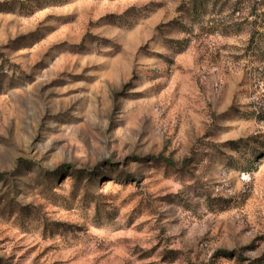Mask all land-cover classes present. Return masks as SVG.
Listing matches in <instances>:
<instances>
[{
    "label": "rangeland",
    "instance_id": "374dc122",
    "mask_svg": "<svg viewBox=\"0 0 264 264\" xmlns=\"http://www.w3.org/2000/svg\"><path fill=\"white\" fill-rule=\"evenodd\" d=\"M261 11L0 0V264H264Z\"/></svg>",
    "mask_w": 264,
    "mask_h": 264
},
{
    "label": "trees",
    "instance_id": "16d2710c",
    "mask_svg": "<svg viewBox=\"0 0 264 264\" xmlns=\"http://www.w3.org/2000/svg\"><path fill=\"white\" fill-rule=\"evenodd\" d=\"M199 7L203 9L204 6ZM253 17L254 20L250 23L251 29L245 52L264 66V11L253 14ZM222 254L226 255V252H222Z\"/></svg>",
    "mask_w": 264,
    "mask_h": 264
}]
</instances>
